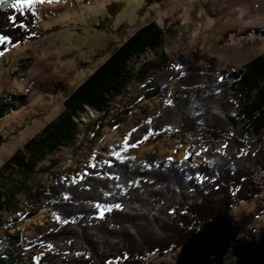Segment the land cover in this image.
<instances>
[{
	"label": "trees",
	"instance_id": "obj_1",
	"mask_svg": "<svg viewBox=\"0 0 264 264\" xmlns=\"http://www.w3.org/2000/svg\"><path fill=\"white\" fill-rule=\"evenodd\" d=\"M35 22L31 10L22 12L10 0H0V36L10 38L8 44L36 38ZM166 36V29L151 22L114 47L109 60L65 99L63 111L3 163L0 215L13 211L19 219L0 225V264H157L169 254L178 259L185 242L222 212L233 217L242 239L255 241L264 235L248 229L264 211L236 217L240 205L262 192L255 178L264 173V54L241 70L228 65L217 71L215 60L200 66L205 59L197 54L176 62L163 54L160 61L135 67L149 52L163 49ZM233 36L264 37V28L230 32L226 38ZM6 48V43L0 44V53ZM136 82L143 87L113 115L109 126L116 129L126 123L149 89L160 90V111L147 113L137 131L113 152L95 155L83 167L82 178L55 175L54 184L32 191L28 205L19 208L17 196L41 164L77 143L82 116H102L95 129L98 135L113 103ZM4 112L0 106V118ZM165 134L178 145H188L187 160L121 156L133 144L151 145ZM195 149L203 153L204 162L192 158ZM96 205L105 209L103 219ZM44 210L51 211L57 229L33 239L16 230ZM225 261L234 263L232 256Z\"/></svg>",
	"mask_w": 264,
	"mask_h": 264
},
{
	"label": "rangeland",
	"instance_id": "obj_2",
	"mask_svg": "<svg viewBox=\"0 0 264 264\" xmlns=\"http://www.w3.org/2000/svg\"><path fill=\"white\" fill-rule=\"evenodd\" d=\"M10 2L22 12L32 11L39 35L21 44L6 43L7 48L0 55V106L5 109L0 118V135L3 137L0 139V168L63 111L65 99L109 60L114 47L151 22L166 29V42L159 52H149L135 62V67L160 61L163 54L175 62L197 54L205 59L200 66H209L210 61L215 60L217 71L228 65L241 70L264 54V37L241 39L233 36L229 41L226 38L230 32L264 28V0H161L151 5L146 0ZM143 85L134 83L126 95L116 99L110 117L101 122L104 127L98 135L95 129L102 116L94 112L83 115L79 120L77 143L61 149L41 164L34 178L17 196V206L28 205L29 194L35 189L54 184L55 175L71 174L76 179L82 178L83 167L95 155L110 154L117 145L127 141V134L142 124L147 113L157 114L164 106L160 92L146 98L120 128L109 126L113 115L126 107L127 101ZM173 88L175 86L170 89ZM188 148L186 144H176L170 134H165L154 144L140 143L127 148L121 156H133L141 161L155 154L160 161L169 157L182 160L188 154ZM197 152L195 149L192 158L197 163L204 162L195 154ZM47 167L52 169L48 171ZM262 179L264 173L255 178V186L262 192L254 201L237 208V218L264 211ZM13 218L19 219V214L3 211L0 225ZM57 227L51 211L44 210L27 218L16 230L25 238L33 239ZM248 229L260 236L264 231V213ZM3 238L0 227V240ZM232 259L235 263L236 259ZM157 264H177V258L169 254Z\"/></svg>",
	"mask_w": 264,
	"mask_h": 264
},
{
	"label": "water",
	"instance_id": "obj_3",
	"mask_svg": "<svg viewBox=\"0 0 264 264\" xmlns=\"http://www.w3.org/2000/svg\"><path fill=\"white\" fill-rule=\"evenodd\" d=\"M159 92L149 89L146 97ZM240 235L233 217L222 212L185 242L177 264H226L229 254L236 259L234 264H264V235L255 241L244 240Z\"/></svg>",
	"mask_w": 264,
	"mask_h": 264
},
{
	"label": "snow or ice",
	"instance_id": "obj_4",
	"mask_svg": "<svg viewBox=\"0 0 264 264\" xmlns=\"http://www.w3.org/2000/svg\"><path fill=\"white\" fill-rule=\"evenodd\" d=\"M27 2H28V3H32V2H34V0H27ZM53 2H55V3H59L60 0H38V3H40V4H44V3H49V4H51V3H53ZM11 42H12L11 39L8 38L7 36H0V44L11 43ZM0 55H3V53H0ZM177 68H179V66H177ZM168 103H169V105H171V101H169ZM149 123H150V122H149ZM177 130H178V129H177ZM135 131H137V130H136V129H133V130H132V132H135ZM131 134H132V133H128V134H127L128 137H130ZM132 146L135 147L136 145L133 144ZM223 147H224L225 149L228 148V144H224ZM216 151H217V152H220L221 150H220V149H217ZM241 151H243V150H241ZM203 152H207V149H204ZM195 154H196V155H202L203 153H202V152H197V153H195ZM221 154H225V153H221ZM245 154H246V153H245ZM190 155H191L190 153L186 154V155H185V160H187V159L189 158ZM253 155H255L254 152H253ZM133 159H135V157H133ZM168 159H169V160H172V157H169ZM90 167H95V166H94V165H90ZM66 199H67V197H66ZM115 207H116V208H120L121 205L116 204ZM96 208H97V209L99 210V212H100V218L103 219V218H104L105 209H104L101 205H96ZM175 211H176L175 209H172V214H174ZM58 219H59V217H58ZM49 247H50V246H49Z\"/></svg>",
	"mask_w": 264,
	"mask_h": 264
}]
</instances>
